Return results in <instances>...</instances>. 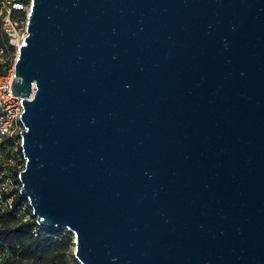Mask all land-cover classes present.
<instances>
[{
	"label": "water",
	"instance_id": "obj_1",
	"mask_svg": "<svg viewBox=\"0 0 264 264\" xmlns=\"http://www.w3.org/2000/svg\"><path fill=\"white\" fill-rule=\"evenodd\" d=\"M11 84L79 264H264V0H30Z\"/></svg>",
	"mask_w": 264,
	"mask_h": 264
},
{
	"label": "built area",
	"instance_id": "obj_2",
	"mask_svg": "<svg viewBox=\"0 0 264 264\" xmlns=\"http://www.w3.org/2000/svg\"><path fill=\"white\" fill-rule=\"evenodd\" d=\"M20 0H5L0 7V28L6 37V44H0V212L15 210L20 222L31 220L28 202L22 200L14 207V200L20 197L18 173L24 168L25 158L21 149V97L13 95V62L25 34V18L18 16L25 10ZM24 19V20H23ZM10 62L9 66H6ZM69 232L67 229H63ZM35 229L32 232L35 234ZM73 237V234L69 232ZM74 240V238H73ZM3 254H0V260Z\"/></svg>",
	"mask_w": 264,
	"mask_h": 264
},
{
	"label": "trees",
	"instance_id": "obj_3",
	"mask_svg": "<svg viewBox=\"0 0 264 264\" xmlns=\"http://www.w3.org/2000/svg\"><path fill=\"white\" fill-rule=\"evenodd\" d=\"M5 0H0V7ZM29 6L30 0H20ZM18 16L25 18L26 11ZM0 28V44H6ZM11 63L8 62L6 66ZM23 199L14 200V207ZM35 229V234L32 230ZM72 236L63 229H46L36 225L34 219L20 222L15 210L0 212V264H79L72 254Z\"/></svg>",
	"mask_w": 264,
	"mask_h": 264
},
{
	"label": "rangeland",
	"instance_id": "obj_4",
	"mask_svg": "<svg viewBox=\"0 0 264 264\" xmlns=\"http://www.w3.org/2000/svg\"><path fill=\"white\" fill-rule=\"evenodd\" d=\"M24 20V19H23ZM26 20V19H25ZM73 238V237H72ZM72 243H73V239H72ZM72 249V254H73V249H74V244L71 246Z\"/></svg>",
	"mask_w": 264,
	"mask_h": 264
}]
</instances>
